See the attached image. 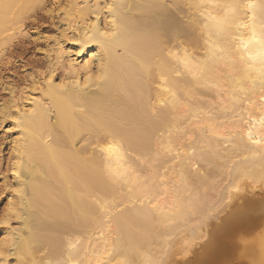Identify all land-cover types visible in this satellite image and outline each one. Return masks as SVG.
I'll use <instances>...</instances> for the list:
<instances>
[{
    "label": "bare ground",
    "instance_id": "1",
    "mask_svg": "<svg viewBox=\"0 0 264 264\" xmlns=\"http://www.w3.org/2000/svg\"><path fill=\"white\" fill-rule=\"evenodd\" d=\"M44 4L0 0V62ZM65 4L94 68L0 106V264H220L244 223L262 232L233 260L264 264V0Z\"/></svg>",
    "mask_w": 264,
    "mask_h": 264
},
{
    "label": "rangeland",
    "instance_id": "2",
    "mask_svg": "<svg viewBox=\"0 0 264 264\" xmlns=\"http://www.w3.org/2000/svg\"><path fill=\"white\" fill-rule=\"evenodd\" d=\"M65 3L66 0H45L44 8L38 13V19H29L28 25L22 26L19 33L11 41L12 45L19 42L22 48L14 49L11 46L6 48L7 54L0 62V106H9L13 99L18 98H22L19 101L20 103L25 102L26 104L28 95L41 97L42 92L45 90L43 86H45V79L49 71H52L57 83H62L70 59H77L78 69L82 64L84 65V62H88L87 64L92 72L94 64L92 65L89 54L92 48L81 54L79 58L74 56L75 51L71 48L73 46V27L84 18L86 19V16L82 18L81 15L76 13L65 14L68 10ZM69 48H71L70 53H68ZM117 51L120 52L119 49ZM79 73L84 75L81 70H79ZM16 132V129L12 127L11 120L8 118L3 119L0 114V220L7 208L8 194L12 192L13 176L6 170V165L10 155L9 135ZM247 224L244 223L241 231H237L236 234H229L228 237L223 236L224 234L221 233L218 237L221 240L223 239V245L220 243V250L218 251L223 253L221 255L223 262H220V264H236L237 260H233L232 256L235 248H237L235 259H238L237 254L243 252L247 242H256L257 236L260 238L262 226L259 225L252 229V224ZM249 225L251 226L249 227ZM13 227H16L15 221H11L9 225L0 224V244L7 233L6 230ZM205 239L202 242L193 241L192 245L203 243ZM225 246L229 250L226 253H224L226 251ZM10 259L11 257L8 261ZM8 261H5V264H10V261Z\"/></svg>",
    "mask_w": 264,
    "mask_h": 264
},
{
    "label": "snow or ice",
    "instance_id": "3",
    "mask_svg": "<svg viewBox=\"0 0 264 264\" xmlns=\"http://www.w3.org/2000/svg\"><path fill=\"white\" fill-rule=\"evenodd\" d=\"M110 35V34H109ZM77 55H79V53H77ZM98 79H100L101 77H97Z\"/></svg>",
    "mask_w": 264,
    "mask_h": 264
}]
</instances>
